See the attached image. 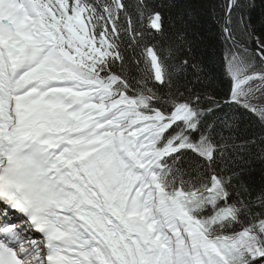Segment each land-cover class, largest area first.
<instances>
[{"label":"snow or ice","instance_id":"6c2138e0","mask_svg":"<svg viewBox=\"0 0 264 264\" xmlns=\"http://www.w3.org/2000/svg\"><path fill=\"white\" fill-rule=\"evenodd\" d=\"M182 6L0 0V264H264V176L246 175L264 163V107L250 100L264 0L223 9V94L187 59L169 68L185 29L167 54L160 38ZM238 108L259 134H240L225 111Z\"/></svg>","mask_w":264,"mask_h":264},{"label":"trees","instance_id":"16d2710c","mask_svg":"<svg viewBox=\"0 0 264 264\" xmlns=\"http://www.w3.org/2000/svg\"><path fill=\"white\" fill-rule=\"evenodd\" d=\"M182 4L185 0H181ZM192 7L179 9L180 19L182 24L176 22V18L170 15L168 24L169 30L165 33V36L160 38V44L162 49L167 53L169 46L175 39L173 33L180 28H184L182 33L186 36L188 44L182 52H177L175 55L169 56L171 70H175L180 60L187 59L190 64L197 65L196 71L202 69L207 72L210 77H215V84L218 87V91L223 94L227 89V83H221L224 74L223 55L226 53L223 39V23L225 17V8L228 0H190ZM264 9H257L255 15L259 17ZM252 26L255 30V35H260V21L259 19L252 20ZM239 39L248 42L244 36L236 31ZM233 47L230 45L229 48ZM141 60L139 71L148 72L142 56L136 57ZM187 79L192 80L195 83V74L192 68H187L183 74ZM206 95H216L214 92H207ZM225 99L227 97H224ZM226 112L233 113L240 121V134L247 136L251 133L259 134L260 124L258 117L252 114L247 109H225ZM246 175L257 183L260 182L261 177L264 176V163L259 159L253 160L249 168L246 169Z\"/></svg>","mask_w":264,"mask_h":264},{"label":"rangeland","instance_id":"374dc122","mask_svg":"<svg viewBox=\"0 0 264 264\" xmlns=\"http://www.w3.org/2000/svg\"><path fill=\"white\" fill-rule=\"evenodd\" d=\"M257 84H259V82H257ZM250 100L254 106H264V87H261L259 91L253 88Z\"/></svg>","mask_w":264,"mask_h":264}]
</instances>
